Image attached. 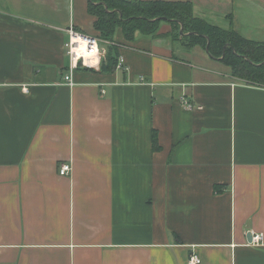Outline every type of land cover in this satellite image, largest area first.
Masks as SVG:
<instances>
[{
    "label": "crops",
    "instance_id": "0c3cea01",
    "mask_svg": "<svg viewBox=\"0 0 264 264\" xmlns=\"http://www.w3.org/2000/svg\"><path fill=\"white\" fill-rule=\"evenodd\" d=\"M163 1L264 41V0ZM25 6L0 9V264H264V85L168 22L119 29L102 42L116 68L103 55L71 84L68 29L97 34L89 0Z\"/></svg>",
    "mask_w": 264,
    "mask_h": 264
},
{
    "label": "trees",
    "instance_id": "16d2710c",
    "mask_svg": "<svg viewBox=\"0 0 264 264\" xmlns=\"http://www.w3.org/2000/svg\"><path fill=\"white\" fill-rule=\"evenodd\" d=\"M89 13L95 18L92 35L114 42L122 29L127 40L137 34L158 36L163 22L171 25L168 33L188 47L208 46L211 57L228 65L236 76L264 85V41L248 39L234 27L222 28L196 17L190 1L163 0H89ZM181 29L183 32H181ZM118 47L108 46L101 69L113 70L118 62ZM154 149H159L158 136L153 134Z\"/></svg>",
    "mask_w": 264,
    "mask_h": 264
},
{
    "label": "built area",
    "instance_id": "2783aa9c",
    "mask_svg": "<svg viewBox=\"0 0 264 264\" xmlns=\"http://www.w3.org/2000/svg\"><path fill=\"white\" fill-rule=\"evenodd\" d=\"M69 32V41L67 42V47H68V55H69V60H70V74L69 76H66V80H68L72 84V74L73 71L80 66H91L93 64H90L86 61V56L85 54L80 55L79 52L76 50L78 47H81L80 41L76 40L74 36H81L84 37V42L86 43V53H93L94 56H97L99 59L103 57V55L106 54V47H102V42L106 44H110L109 41L92 36V35H87L78 32L77 30L73 28L68 29ZM123 61L124 59L121 57L120 61L118 63V67L123 66ZM183 102L190 108L194 107V104L189 102L186 98H182ZM72 171V165L69 162H64L60 165L59 167V173L61 175H69ZM263 236L262 234H253V241L252 243L254 244H259L260 241L262 240ZM202 261L201 257L193 253L188 261V264H200Z\"/></svg>",
    "mask_w": 264,
    "mask_h": 264
},
{
    "label": "rangeland",
    "instance_id": "374dc122",
    "mask_svg": "<svg viewBox=\"0 0 264 264\" xmlns=\"http://www.w3.org/2000/svg\"><path fill=\"white\" fill-rule=\"evenodd\" d=\"M15 1L16 0H0V9L4 10L6 12L12 13V14H18V15H22V16L33 15L32 12H30V10H28L27 7L25 6V3L27 2V0H22V2L20 4L15 2ZM29 5L30 4H27V6H29ZM228 21L229 20H224V21L219 20L218 22H214V23H218L219 25H226V23ZM223 27L227 28V26H223ZM257 37H259V38H255V39H263L264 40V36H257ZM196 46H201L203 49H206L202 45H196Z\"/></svg>",
    "mask_w": 264,
    "mask_h": 264
},
{
    "label": "bare ground",
    "instance_id": "6f19581e",
    "mask_svg": "<svg viewBox=\"0 0 264 264\" xmlns=\"http://www.w3.org/2000/svg\"><path fill=\"white\" fill-rule=\"evenodd\" d=\"M76 40L80 41L81 47H78L76 50L79 52L80 55L85 54L86 56V61L88 63H92V60H96L95 58H98L97 56H94L93 53H86V43L84 42V37L81 36H74Z\"/></svg>",
    "mask_w": 264,
    "mask_h": 264
},
{
    "label": "water",
    "instance_id": "95a60500",
    "mask_svg": "<svg viewBox=\"0 0 264 264\" xmlns=\"http://www.w3.org/2000/svg\"><path fill=\"white\" fill-rule=\"evenodd\" d=\"M181 32H183V30L181 29ZM207 48V50H208V46L206 47ZM250 239H251V236H250Z\"/></svg>",
    "mask_w": 264,
    "mask_h": 264
}]
</instances>
